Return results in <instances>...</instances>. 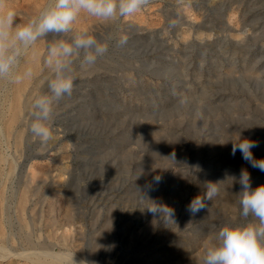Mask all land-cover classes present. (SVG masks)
I'll return each mask as SVG.
<instances>
[{
	"label": "rangeland",
	"instance_id": "rangeland-1",
	"mask_svg": "<svg viewBox=\"0 0 264 264\" xmlns=\"http://www.w3.org/2000/svg\"><path fill=\"white\" fill-rule=\"evenodd\" d=\"M49 2L8 0L18 23ZM72 28L112 40L93 68L73 66L46 142L30 123L53 38L24 58L33 79L0 81V264H200L221 226L243 222L241 170L253 189L264 184L231 155L249 139L264 158V0H149L116 21L81 13ZM217 182L205 209L187 211Z\"/></svg>",
	"mask_w": 264,
	"mask_h": 264
},
{
	"label": "clouds",
	"instance_id": "clouds-1",
	"mask_svg": "<svg viewBox=\"0 0 264 264\" xmlns=\"http://www.w3.org/2000/svg\"><path fill=\"white\" fill-rule=\"evenodd\" d=\"M148 3L149 0H50L37 14L18 23L16 10L9 6L8 0H0V81L19 84L33 79V66L25 63L24 58L41 39L53 38L42 57L43 66L51 73L47 92L38 94L32 104L30 131L35 137L42 142L50 139L54 105L72 96L77 79L73 66L77 61L80 68L91 69L109 51L110 35L97 37L76 31L69 36L77 17L86 13L99 22L116 21L139 13ZM115 42L117 46H126L128 37L121 35ZM258 146L256 141L239 139L233 143L231 155L235 156L239 150L251 167L264 172V158L256 159L252 153ZM155 179L159 182L160 178ZM239 183L243 222L221 226L205 244L200 264H264V184L253 189L246 169L241 170ZM218 184L207 183L203 196L195 197L187 211L194 216L205 209V201L219 195ZM154 205L147 208L149 212L160 214L166 225L170 221L175 223L173 209Z\"/></svg>",
	"mask_w": 264,
	"mask_h": 264
},
{
	"label": "bare ground",
	"instance_id": "bare-ground-1",
	"mask_svg": "<svg viewBox=\"0 0 264 264\" xmlns=\"http://www.w3.org/2000/svg\"><path fill=\"white\" fill-rule=\"evenodd\" d=\"M36 67V66H35ZM15 109V111H14V113H15V115L14 116H16V114H18L19 113V110H18V108H14ZM6 124V123H5ZM11 125V124H10ZM44 252V251H43ZM53 255V254H52ZM59 261V260H58ZM69 262H70V260H69ZM40 263V262H39ZM60 263V262H59ZM67 264H68V262H67Z\"/></svg>",
	"mask_w": 264,
	"mask_h": 264
}]
</instances>
